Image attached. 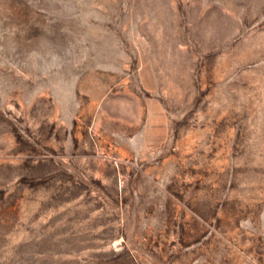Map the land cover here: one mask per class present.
Listing matches in <instances>:
<instances>
[{"label": "rangeland", "instance_id": "374dc122", "mask_svg": "<svg viewBox=\"0 0 264 264\" xmlns=\"http://www.w3.org/2000/svg\"><path fill=\"white\" fill-rule=\"evenodd\" d=\"M0 264H264V0H0Z\"/></svg>", "mask_w": 264, "mask_h": 264}]
</instances>
